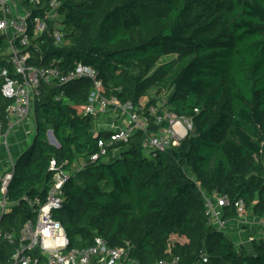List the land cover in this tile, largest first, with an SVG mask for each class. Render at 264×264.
I'll list each match as a JSON object with an SVG mask.
<instances>
[{"label":"trees","instance_id":"16d2710c","mask_svg":"<svg viewBox=\"0 0 264 264\" xmlns=\"http://www.w3.org/2000/svg\"><path fill=\"white\" fill-rule=\"evenodd\" d=\"M62 13V43L52 37V24L42 35L29 25V64L64 72L78 63L96 67L107 94L122 102L138 103L156 88L194 128L155 156L146 154L144 133L137 131L130 142L109 148V160L92 161L99 139L110 132H96L97 117L84 113L93 81L43 82L34 98V140L15 161L12 206L0 227L18 234L35 219L60 168L70 176L54 217L70 248L101 236L113 247L130 242L142 264L172 255L181 264H264V239L252 241V252L237 246L209 223L202 194L228 195L227 217L237 215L240 199L264 216V0H63ZM7 47L3 36L0 72L17 77ZM4 81L0 77L6 128L13 99L3 95ZM50 129L58 146L48 139ZM174 235L184 241H171ZM17 246L0 241V264H13Z\"/></svg>","mask_w":264,"mask_h":264},{"label":"built area","instance_id":"2783aa9c","mask_svg":"<svg viewBox=\"0 0 264 264\" xmlns=\"http://www.w3.org/2000/svg\"><path fill=\"white\" fill-rule=\"evenodd\" d=\"M32 4V8L29 5ZM63 0H0V38L8 37L5 53L11 55L17 77H10L7 71L0 72L5 81L3 95L12 98L8 105V117L25 119L34 111V98L40 92V85L57 82L64 84L71 80L86 77L93 81V87L87 102L83 105L84 113L97 117L96 132L107 131L109 137L100 138L99 150L90 155L92 161L109 160L110 150L115 143H128L135 132L144 133L143 147L147 155L155 156L159 151L178 146L194 128L193 119L176 115L170 110L166 96L159 97L155 104H148V97L138 103L122 102L117 95H108L100 78V70L83 63L76 64L64 72L58 66L38 67L28 63L29 52L26 50L31 36L29 25L35 35H42L52 24V37L56 43L64 38L62 13ZM38 14H34V10ZM20 42V45H18ZM12 125L5 128L0 120V140L7 142ZM117 149L113 148V155ZM53 161V168H55ZM15 161L0 176V222L3 215L11 210L12 202L8 197V187L13 177ZM70 172L56 168L54 180L48 191L47 200L39 204L35 219H28L19 233L5 231L0 227V241L16 242L11 260L13 264H142L131 255L130 242L113 247L101 236L87 247L70 248V240L63 224L54 217V210L62 205L63 187ZM207 207L209 223L219 230H226L229 217L226 209L231 205L228 195L218 191L202 190ZM239 215L247 211L243 200L234 203ZM264 223V216L262 217ZM170 252V250H169ZM152 264H181L179 256L161 258Z\"/></svg>","mask_w":264,"mask_h":264},{"label":"crops","instance_id":"0c3cea01","mask_svg":"<svg viewBox=\"0 0 264 264\" xmlns=\"http://www.w3.org/2000/svg\"><path fill=\"white\" fill-rule=\"evenodd\" d=\"M35 113L34 111L25 119H17L16 117L10 118L9 123L12 125L7 142L0 140V176L9 168L12 161L16 159L32 144L35 135ZM96 131V128H95ZM84 159L80 158L79 160ZM78 160V161H79ZM83 162L79 165V167ZM76 168V167H75ZM252 210V209H251ZM247 209L245 214L235 216H229V223L234 221L230 226L228 225V232H224L236 243L237 246H245L249 251H253L252 241L254 239H264V223L262 222V217L257 216L253 210V217L248 216ZM256 225V231L250 233L248 240L244 235H239L243 230H249L250 225ZM230 227V228H229ZM236 234L237 237H234Z\"/></svg>","mask_w":264,"mask_h":264},{"label":"rangeland","instance_id":"374dc122","mask_svg":"<svg viewBox=\"0 0 264 264\" xmlns=\"http://www.w3.org/2000/svg\"><path fill=\"white\" fill-rule=\"evenodd\" d=\"M157 89L156 88H152V89H150L149 90V92H148V95L146 96V98L148 97L149 99H151V98H153V97H156V96H158L157 95V91H156ZM161 94H163V92L161 93ZM158 98H159V96H158ZM97 123H99L98 121H96V124ZM48 139L50 140V137L48 136ZM51 141V140H50ZM82 162H84V159H81V160H79V161H77L76 163H75V167H76V169L77 168H79V165L82 163ZM248 216L249 217H253V213H252V210L250 209V211H248ZM234 221H232L231 223H228V225L230 226L232 223H233ZM230 228V227H229ZM229 231V229L228 230H226V232H228ZM256 231V225L255 224H253V225H250V229L247 231V230H243V231H241L240 233H238L239 235H244V237L248 240V238L250 237V233H254ZM234 235V237H237V235L236 234H233ZM171 241H184V237L183 236H180V235H174L172 238H171Z\"/></svg>","mask_w":264,"mask_h":264},{"label":"water","instance_id":"95a60500","mask_svg":"<svg viewBox=\"0 0 264 264\" xmlns=\"http://www.w3.org/2000/svg\"><path fill=\"white\" fill-rule=\"evenodd\" d=\"M49 137H50L51 142L58 146V144H59L58 140L56 139L52 129L49 130Z\"/></svg>","mask_w":264,"mask_h":264}]
</instances>
